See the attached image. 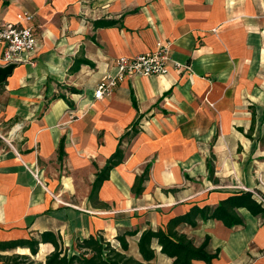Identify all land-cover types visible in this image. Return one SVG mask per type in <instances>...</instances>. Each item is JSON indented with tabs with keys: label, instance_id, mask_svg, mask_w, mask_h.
<instances>
[{
	"label": "crops",
	"instance_id": "1",
	"mask_svg": "<svg viewBox=\"0 0 264 264\" xmlns=\"http://www.w3.org/2000/svg\"><path fill=\"white\" fill-rule=\"evenodd\" d=\"M26 14L33 19L21 26L33 27L37 42L27 61L4 62L0 47V242L52 232L70 250L76 239L106 238L114 222L108 240L140 232L129 238L139 258L142 231L242 190L264 194V0H0V28ZM99 20L118 24L95 29ZM158 42L170 44L167 75L126 79L109 98H94L116 59L154 51ZM81 59L89 64H75ZM59 94L72 107L53 100ZM137 120L139 133L125 139V158L91 203L96 174ZM77 192L79 201L64 204ZM238 212L245 226L209 220L178 229L198 246L210 237V249L220 251L212 264H264V215ZM54 249L41 243L35 259ZM155 249L149 264L172 263ZM12 252L31 256L26 248Z\"/></svg>",
	"mask_w": 264,
	"mask_h": 264
},
{
	"label": "trees",
	"instance_id": "2",
	"mask_svg": "<svg viewBox=\"0 0 264 264\" xmlns=\"http://www.w3.org/2000/svg\"><path fill=\"white\" fill-rule=\"evenodd\" d=\"M115 20H99L94 23V28L116 27ZM75 64H89L85 59L76 60ZM70 94H81L82 92L75 88H64ZM64 99L70 107L71 101L65 94L55 95V99ZM136 106V102H134ZM140 120L135 121L129 130L121 137L116 152L108 159L106 166L96 174L89 200L97 204L98 193L105 181L109 179L110 172L123 161L124 152L122 145L125 139H132L139 133L138 127ZM61 150V148H60ZM61 152V151H60ZM151 164H148L143 175L136 178L132 192L138 196L144 191V183L148 181ZM209 179L213 180L214 167L209 160L207 162ZM174 191V190H171ZM247 209L253 216L264 215V209L257 203L254 194L251 191H241L221 200L215 208L209 206L200 207L194 205L190 211L184 215L170 219L164 228L154 230L152 228L141 232L138 239V252L140 257L136 258L130 253L129 238L137 236L140 232L125 230L119 233L114 241L108 240L102 233L90 235L83 240L75 241L72 248L65 249L58 238L52 232H44L40 240L24 239L0 242V264H149L155 259L156 249L160 248L161 254L172 260L171 264H193L195 261H201L206 264H212L217 260L220 251L210 249V237L207 236L201 245H196L194 239L179 231L181 225H188L197 228L199 221L207 222L209 220H218L228 228L236 226H245V221L238 210ZM41 243H50L54 246V251L49 254L44 262L35 259L38 254ZM18 248L30 250L31 256L13 253ZM12 252L11 254H2Z\"/></svg>",
	"mask_w": 264,
	"mask_h": 264
},
{
	"label": "built area",
	"instance_id": "3",
	"mask_svg": "<svg viewBox=\"0 0 264 264\" xmlns=\"http://www.w3.org/2000/svg\"><path fill=\"white\" fill-rule=\"evenodd\" d=\"M19 24L5 25L0 28V47L3 48V61L10 64L26 62L25 54L36 48V38L33 27L21 26L29 23L33 17L29 14L20 15ZM156 50L146 52L133 57H121L114 62L113 70L103 78L94 92L96 100L109 98L117 86L126 79L137 77L165 76L169 72L172 62L170 56V44L158 42ZM38 176L35 175V178ZM264 187V184H262ZM257 203L264 208V194L252 191Z\"/></svg>",
	"mask_w": 264,
	"mask_h": 264
},
{
	"label": "rangeland",
	"instance_id": "4",
	"mask_svg": "<svg viewBox=\"0 0 264 264\" xmlns=\"http://www.w3.org/2000/svg\"><path fill=\"white\" fill-rule=\"evenodd\" d=\"M1 137H3V138H5L6 140H9V138H11L9 135H5V134H3V135H1ZM61 171H62V173H61V177H68V178H70V172L68 171V169H61ZM62 179V178H61ZM78 180V179H77ZM77 180L76 181H73L72 180V184H75L76 185V187H77ZM79 181V180H78ZM195 188L198 190V188H199V184L201 185V182L199 181V180H197V181H195ZM48 185H50L49 183H47ZM59 184H60V182H57V183H54V186L55 187H58L59 186ZM59 188V187H58ZM57 190V189H56ZM56 190L53 192L54 193V197H52L51 196V198H53L52 200L53 201H55V203L56 204H58V205H61L62 206V204H59V203H57V200H56V198L55 197H57V193H56ZM243 191V190H242ZM74 194V193H73ZM66 199V200H65ZM64 199V204H74V203H76L77 201H79V199H80V193H75L74 195H71V197L70 198H65ZM200 201V200H199ZM154 211H156V209H153ZM152 210V212H154ZM158 212V211H157ZM156 213V212H155ZM139 218V215H133V216H130V221H134L135 222V220H137ZM117 230H118V227H116L115 226V223L113 222V226L111 227V228H109V229H107V232H106V238L107 239H111V237H112V235L113 234H115L116 232H117ZM44 251V250H43ZM43 251H41V255L42 254H44V252ZM19 252H21V253H23V252H26V251H19ZM39 259L37 260V261H41V262H44L45 261V258H44V256H39L38 257Z\"/></svg>",
	"mask_w": 264,
	"mask_h": 264
},
{
	"label": "bare ground",
	"instance_id": "5",
	"mask_svg": "<svg viewBox=\"0 0 264 264\" xmlns=\"http://www.w3.org/2000/svg\"><path fill=\"white\" fill-rule=\"evenodd\" d=\"M68 188V187H67ZM70 188V187H69Z\"/></svg>",
	"mask_w": 264,
	"mask_h": 264
}]
</instances>
